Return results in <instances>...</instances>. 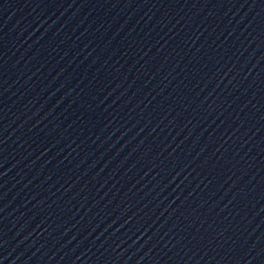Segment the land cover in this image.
I'll return each mask as SVG.
<instances>
[{
	"label": "water",
	"instance_id": "95a60500",
	"mask_svg": "<svg viewBox=\"0 0 264 264\" xmlns=\"http://www.w3.org/2000/svg\"><path fill=\"white\" fill-rule=\"evenodd\" d=\"M0 264H264V0H0Z\"/></svg>",
	"mask_w": 264,
	"mask_h": 264
}]
</instances>
